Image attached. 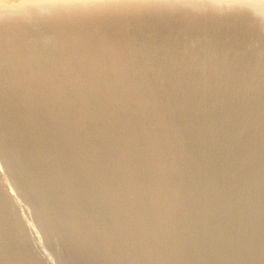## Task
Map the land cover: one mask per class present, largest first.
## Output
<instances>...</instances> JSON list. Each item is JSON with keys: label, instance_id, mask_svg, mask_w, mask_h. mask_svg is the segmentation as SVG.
I'll list each match as a JSON object with an SVG mask.
<instances>
[{"label": "bare ground", "instance_id": "1", "mask_svg": "<svg viewBox=\"0 0 264 264\" xmlns=\"http://www.w3.org/2000/svg\"><path fill=\"white\" fill-rule=\"evenodd\" d=\"M0 48L4 61L0 58V113L11 122V133L28 135L29 154L45 164L51 190L69 189L62 198L56 192L71 226L78 229V222L85 221L78 215L82 209L77 214L72 210L77 209L80 195L83 205L91 203L93 210L98 207L105 213L106 208L114 209L100 243L112 245L116 236L124 233L120 222L125 221L126 225L121 224L125 236L133 237L128 243L134 249L133 239L143 235L146 225L154 223L156 233H151L157 234L169 223V240L150 244V254L172 250L167 246L180 245V237L189 230L182 241L192 243L194 256L213 252L223 263L224 255L213 247L230 235L220 237L217 231L227 228L226 233L232 235L246 223L242 235L246 239L255 236L263 246L264 0H211L190 5L60 4L50 0H23L16 6L0 3ZM18 122L23 123L22 130H17L19 126L14 129L12 123ZM64 137L67 144L61 142ZM92 140L96 143L90 147ZM247 143L252 149L243 152ZM65 148L73 150L78 164L84 163L92 150L90 164L100 172L95 168V173H76L79 178L74 179L75 171L69 168L72 175L67 170L71 164L65 159ZM232 161L235 163L228 169ZM221 171L226 172L216 178ZM91 175L101 180L96 188L92 180L83 184ZM117 175L113 184L111 179ZM121 184H125L124 191ZM96 197L102 200L97 207L93 204ZM188 206L191 213H183ZM216 213L223 218H214ZM101 215L96 219L89 216L94 222L82 237L88 240L98 232L94 230L104 221ZM231 216L238 220L231 222ZM174 218L179 223L170 226ZM253 221L259 225L250 227ZM201 236L209 238L205 248L197 244ZM119 241L102 253V260L113 252L121 254L116 246ZM95 244L85 248L96 253ZM188 252L183 256L179 252L181 258L170 264H186ZM164 260L160 263H169Z\"/></svg>", "mask_w": 264, "mask_h": 264}, {"label": "rangeland", "instance_id": "2", "mask_svg": "<svg viewBox=\"0 0 264 264\" xmlns=\"http://www.w3.org/2000/svg\"><path fill=\"white\" fill-rule=\"evenodd\" d=\"M22 1L23 0H0V3L5 4V5H9V6H16V5L21 4ZM3 47L4 46L2 44V47L1 48L4 49ZM1 48H0V50H1ZM1 52H3V50ZM55 54H57V53H55ZM1 55H0V58L2 59ZM49 55L51 56L50 53H49ZM49 55L47 54V56H49ZM2 62L4 63L3 59H2ZM0 66H2L1 60H0ZM0 116H1L0 117V264H111L112 262H113L112 264H114V263L116 264V262L118 264V262L120 263V260L123 259V258H121L122 255H125V254H126V257H128V259L131 258V259H129V262H128V259L125 257V259H123V261L126 260V262H124L125 264H141V263L142 264H147L148 262L149 263H152V264H155V263L158 264V262L160 263L161 260L166 259V257H167L168 254H169L168 257L170 258V261L168 260L169 258L167 257V260H164V263H166L165 261H168L169 262L168 264H170V263L176 261L177 258H178L177 259V261H178L181 258V255L183 256L182 253L188 252V250L190 252V253L188 252V255L189 254H191V255H189V257L187 256L189 258V261L186 260L187 261L186 264H188V263H190V264H198V263L199 264H201V263H203V264H210L211 262H212L211 264H215V263L216 264H229L231 262H233L234 264H236V261L237 262H241V263H238V264H244V263L246 264V262L248 264V262H249L248 259L250 260L249 264H253V263L254 264H262V263L264 264V259H263L264 258V253H262V250L264 252V241L261 240V242H263V246H262V243L261 242H259V243H261V245L259 244L260 245L259 246L258 243H257V240H255V239H257L255 236H252V238H247L246 239V237H244L242 235L244 233V230L246 229L245 227H247L246 223L243 224V226L245 225L244 227L242 226L239 230L233 231L232 232L233 233L232 234L233 236L231 234L226 233V231L228 232V229L227 228L221 229L220 231H217L216 230L217 233H218L217 236L219 235L220 237H222V236L226 237L227 235H230L229 238H231V241L234 238L233 239L234 242L233 241L232 242L229 241L230 240L229 238H227V239L221 238V240H223V242L221 244L219 243L217 245H214L215 248L213 247V249H215L216 252H218L219 254H221L220 256L223 257V255H224V257H225V258L223 257L224 258V262L221 263L220 260H219L221 257L220 258L217 257L218 259H216L213 256V254H211L213 252H211V253L209 252L208 253L209 255L207 254V256L209 257L210 255H212L210 257L215 258L216 260H213L210 257L208 258L207 256H204L203 254L200 255L201 252H200V254H198L199 256H197V254L194 256L191 253L192 243H185V242L182 241L183 239L187 238L186 235L189 234L188 233L189 230L186 231V235H185V232H184V235L180 237V241L182 242V243L180 242V245L182 244L181 246L183 248H186L187 249L186 246L189 245V248L187 250H185V249L183 250V248L181 247V250H182L181 251L180 248H179V246H180L179 243H175L174 245H169L170 247L167 246L168 249L169 248L172 249V250L169 249L170 251H167V249H166L164 252H166L167 254L166 253L163 254V252L155 253L156 254V257L154 256L155 255L154 253H153V255L150 254V252H148V247H150V244H151V246H155V244H158V242H159V244H161V243H166L165 241L169 240V238H170L169 236H171V233L168 232L170 230V227L168 225L169 223L164 227L166 229H164L160 233L157 232L158 237H157V234L151 233L153 230L156 229V227H155L156 225L154 223H151V225L148 224V227L146 225L145 226L146 228L144 227L143 228L144 230L142 229L143 235L141 237L135 236V238L133 239L136 242L135 246H137V248L134 247V249L136 248V250H135L136 253H135V251H134L133 248L130 247L131 249H133V251L130 250V248H129V245H131L130 244L131 243L130 241L132 240L133 237L131 238V236H130V239H129V234H128V236L127 235L125 236V234H127V232L125 230V226L122 225V224H124L125 221L123 220L124 222L122 223V222H120V221H122L120 219H119L120 220L119 221L120 222V225L122 226V228L124 227L123 228L124 229V233H123L124 236L122 234L121 236L118 237L119 239L116 236V238L118 240H120L119 242H121V243L116 242V246L118 245V247L120 248L119 250L121 251V254H116V253L113 252L112 253L113 255L110 256V258H112L113 260H111L110 258L107 259V260H102L103 254H106V253H104L105 250L108 253L109 252V249L111 250L112 247L115 246V244L113 245L114 241H118L115 238L111 242L112 245H109L107 243H100L101 242V239H102L101 238L102 236L100 237V235H103L104 233H106V230L109 228L110 225H108V220H109V218L112 217L111 213L114 212V209L113 208H108L109 209L108 210L106 208L105 209V213H104V210L103 211H100V210L98 211V207H97L98 205H96V204L98 203L100 205L99 201L101 199L103 200V198H101L99 196L101 199L98 197L99 198L98 199L99 201H98L97 200V197H96L95 198L96 200L93 203V204H95V207H97V209L94 208V210H93L92 206L90 205L91 203L90 204L89 203L88 204L87 203H84V205H83V203L81 202V199H79L81 197L79 195L76 200H77V204L80 203V206L76 204L75 208L78 206L77 207L78 210L77 209L74 210V208L72 210L74 211L75 214H77L79 212V210L82 209V211H81L82 213L80 212L81 214L78 213V215H82L83 217H85L84 220L85 221L88 220V221H87L86 224H84L85 221L83 223V220L82 221L80 220L78 222V224H81L80 226H78V229L79 230H83V231H79L77 229V227L74 228L73 225L71 226L69 224L71 222L69 220H67L68 218H66V214H64V212H63L64 211L63 210L64 205H62L63 203H61V201H63V200L60 199V198L58 199L59 195L62 198L63 195L69 189L65 188V189L60 190V192H62L63 194L62 193L60 194V192H58L59 190L57 191V188H55L53 191L51 190V189H53V184H51V183H48L47 184V177H46L47 176V173H46V170H45V164H43L40 160H38L39 159L38 157L36 158L37 160H35V156H31L29 154L30 152L32 153V147H31L32 145L30 144L29 141H27L28 140V138H27L28 135L25 134V133L24 134L21 133V131L20 132L18 131L15 134L11 133L10 132L11 128L9 127V124H11V122L9 120H7V119H3L5 117L2 118L1 113H0ZM4 120H7V121H4ZM8 121H9V123H8ZM21 122H23V121H21ZM21 122H18L19 124H17V123H14L13 124L12 123V125L14 127L16 126L14 128L15 130H16V128L18 126L19 127L17 128V130H19V128L21 129V127H23V123L24 122L23 123H21ZM11 134H12L13 138H11L12 137ZM64 138H62V141L61 142H63L64 144H67V142H65L66 137H64ZM25 142H26V144H25ZM90 142H92V143H90ZM90 142H89L90 147H91V145H94L96 143L95 140H92ZM169 142H170L169 140L166 141V144H169ZM89 144H88V146H89ZM188 149L189 148H186L185 149L186 150L185 152H187ZM251 149H252V145L250 143H247V144H245L242 147L243 152H244V150L245 151L246 150L247 151H250ZM59 150L60 149H58L57 152ZM69 150H70V152H69ZM65 151L67 152V153L64 152L65 153L64 154L65 159H66L67 162L69 161L68 162L69 164H71L70 165L71 167H68L69 166V164H68V166H67L68 169L67 170H69V171L72 170L73 172L75 171L73 173L74 175L72 174V171L70 172L73 175L72 177H74V179H78L79 178L78 175H83L84 173H87V172H91V173H95L96 172L95 170L97 169L96 168L97 166L96 165H95L96 167L93 166L94 165L93 162H92V164H90L91 163L90 153L92 154V150L89 151V154L87 152L88 156H90V157L85 156L86 157L85 158L86 160L84 159L85 161H83L85 164L84 163L78 164V163L75 162V158L73 159V156H75L73 150L66 149L65 148ZM69 153H71V154H69ZM68 154L70 156L67 157L66 155H68ZM71 156H72V158L68 159ZM26 157L27 158L30 157V158L27 159ZM87 157L89 158L90 161L87 159ZM72 159H73V161H72ZM36 161L38 162V164H40V166L37 164ZM131 163H133V162L130 159V163H129L130 165H129V167L131 165H133ZM234 163H235V161L234 162L232 161L231 163H229L228 166L229 165L230 166H229L228 169H231L233 167ZM78 165H80V166H78ZM83 165H84L85 168L83 167ZM92 166H93V169L94 170L93 169H90ZM69 168H71V170ZM42 169H44V170H42ZM79 169H81V170H79ZM130 169H131V171L134 170V165H133V167H130ZM97 171H98V169H97ZM98 172H100V170ZM223 172L221 171L220 173H217L215 175L216 178H220L221 176H223V174H225L226 171L224 173ZM88 176H90V175H88ZM91 176H92V178L91 177L88 178L89 181H87V182L84 180L83 182H85V183H83V184L86 185L88 182H90L92 180L91 181V184L93 186L96 184L97 186H94L95 188L98 187L99 186L98 183H101L100 178L98 176H96L95 177L96 179H95L93 175H91ZM116 178L118 179L119 178V175H117V176H115V177H113L111 179L112 181H114L113 184H115V182L117 181ZM44 179L46 180V182H45ZM98 180H99V182H98ZM152 180H155V178L152 179ZM152 180H150L149 182H152L153 183ZM45 185H46V187H45ZM92 185H90V186H92ZM124 185L125 184H121L119 186L120 187V190L124 191V188H122V187H124ZM126 185H127V183H126ZM68 188H70V187H68ZM58 189H60V188H58ZM56 191L58 192L59 195H57V192ZM55 193H56L57 196L55 195ZM55 196H56V198H55ZM53 198H55V199H53ZM53 200H54V202H53ZM102 200H101V202H102ZM59 203H60V205H59ZM241 204L243 205V203H241ZM241 204H239V205L242 206ZM79 207H80V209H79ZM186 208H185L186 210L183 209V210H185V211H183V213L184 212L185 213L186 212L187 213H191V210L192 209L189 210L191 207L188 206ZM99 212L102 213V215ZM99 215L102 216V218L104 219L105 223L107 224V225H105V223H104V225L106 227L102 224L104 222L103 221L100 224L102 227L100 225H97L96 228H95V230H94V232H97V231L98 232L97 233H93L92 234L93 236L91 235L92 237H94V235H95L94 238L91 237V239H88L87 240L86 238L82 237V235L85 232H89L90 231V229L92 228V224L94 222L92 220L94 218L96 219ZM220 215L221 214L218 215V213H216V215L214 214V218H217V219L220 218V219H222L223 216H220ZM89 216H91L93 219L89 218ZM64 217L66 218V220H65ZM237 218H238V216H231V218H229V219H230L231 222H233V221L238 220ZM90 219H91V221H90ZM174 219H176V218H174ZM62 220H64V221L62 222ZM67 221H69V222H67ZM174 222H176V224L179 223V219L177 218L176 220H173V222L170 224V226L173 225V224H174V226H176V224ZM199 223H200V221H199ZM199 223L197 221V225L198 226L201 225V223L200 224ZM203 224H204V222H203ZM252 224L254 225V227H257L259 225L256 221H253L251 223L250 227L253 226ZM67 225H68L69 228L67 227ZM89 225H90V229H89ZM125 225H126V222H125ZM98 226H99L100 229L101 228L102 229L99 230L98 229ZM86 229L88 231H86ZM74 231H75V233H74ZM147 231H149V233L152 235V237H154L155 239L156 238H159V239H157L155 241L154 238L150 237L151 235ZM145 232L147 234V237H145L146 236L145 235ZM153 232L156 233V231H153ZM79 235H81V236H79ZM234 235H237V236H234ZM104 236H105V234L103 235V237ZM122 236H123V238H122ZM143 236H144V238H143ZM125 237L127 239H129V241L127 239H126L127 240L126 241L124 239ZM160 237H162V238H160ZM89 238H90V236H89ZM120 238H122V239H120ZM140 238H141V240L142 239L143 240L145 239V241L144 242H143V240L141 241ZM200 239L201 240L197 241V244H199L201 248H203V247L205 248L208 245V243H209L208 242L209 241V238L206 237V236L205 237L204 236H201ZM244 239H246V241ZM249 239H252V240L250 241ZM81 240H82L83 243L81 242L79 244L78 241H81ZM263 240H264V238H263ZM153 241H155V242L153 243ZM247 241H248L249 244L247 243ZM87 242H88V244L91 243L90 244L91 245V248L95 244V242L96 243H99V245L97 244L99 247L95 244V247H96L95 250L98 249L97 251H95L96 253H94V249H91V248L89 250L86 249V248H89L90 247V245H88ZM128 242H130V243H128ZM140 242L142 244H147L148 242L149 243H148L147 247L145 245H144L145 247H142L143 245L141 246V243ZM236 242H237L238 245L236 244ZM244 242L246 243L247 246L245 245ZM122 243H124V245L127 248H125V246L122 245ZM183 243H184V245H183ZM119 244H120V246H119ZM87 245H88V247H87ZM121 245L125 249L121 248L122 247ZM177 245H179V246H177ZM231 246H233L235 248V250H234V248H230ZM239 246L241 247V250H240V247ZM78 247L80 248V250H79ZM106 247H108V248H106ZM118 247H116V249H118ZM236 247H238V249ZM81 248H83L85 251L83 250L84 251L83 252ZM138 248H139V251H141L140 253H142V251L143 252L145 251V254L144 253L143 254H140L139 251L137 253ZM72 249H75V250H72ZM99 249H100V251H99ZM226 249L227 250H230L229 253L226 252ZM86 250H87V252H86ZM92 250H93V252H91ZM128 250H129V252H128ZM246 250H249V251H246ZM122 251H124V252H122ZM174 251H175V253H174ZM253 251H255L256 253H253ZM76 252H79V253H76ZM146 252H148L147 253L148 254V258H146L147 257ZM179 252L181 254L180 256H178L179 255ZM233 252H236V254L233 253ZM239 252L240 253H243V254H246V255L243 256V254H240ZM244 252H246V253H244ZM247 252H249V253H247ZM251 252L253 254H251ZM97 253H99V254H97ZM133 253H135V254L133 255ZM149 254H150V256L152 255V257H149ZM161 254L164 255V256L163 255L160 256L163 259L159 257V255H161ZM185 254L187 255V253H185ZM219 254H217V255L219 256ZM90 255H93V256H90ZM101 255H102V257H101ZM118 255H120V256H118ZM127 255H129V256H127ZM173 255H174L175 258H173ZM192 255H193V257H192ZM239 255H242L243 258L241 259V257ZM251 255H253L252 256L253 258L251 257ZM84 256H86L85 259H84ZM140 256L141 257L144 256L146 258V261H145L144 257H142L144 259L143 260ZM202 256L204 257V259H203ZM245 256H247V257H245ZM82 257H83V259H80ZM115 257H117L118 259L117 258L115 259ZM154 257L157 260H155ZM200 257H202V259H201L202 261L199 259ZM226 257L229 259L228 262H227L228 259ZM250 257L252 258V261H251V258ZM261 257H263V258H261ZM119 258H120V260H119ZM234 258H237L239 260H237V259L235 260ZM100 259H101V261H100ZM147 259H150V260L152 259V260L151 261H149V260L147 261ZM158 259H160V261ZM102 261H107V262H103L102 263ZM123 261L120 264H124ZM161 263L163 264V262H161ZM233 263H231V264H233Z\"/></svg>", "mask_w": 264, "mask_h": 264}, {"label": "snow or ice", "instance_id": "3", "mask_svg": "<svg viewBox=\"0 0 264 264\" xmlns=\"http://www.w3.org/2000/svg\"><path fill=\"white\" fill-rule=\"evenodd\" d=\"M60 4H173L209 3L211 0H50Z\"/></svg>", "mask_w": 264, "mask_h": 264}]
</instances>
